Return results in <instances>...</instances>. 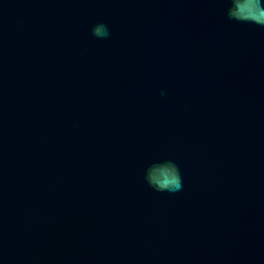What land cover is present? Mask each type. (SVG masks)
<instances>
[{
	"label": "water",
	"instance_id": "water-1",
	"mask_svg": "<svg viewBox=\"0 0 264 264\" xmlns=\"http://www.w3.org/2000/svg\"><path fill=\"white\" fill-rule=\"evenodd\" d=\"M230 6L0 0V264H264V26Z\"/></svg>",
	"mask_w": 264,
	"mask_h": 264
},
{
	"label": "clouds",
	"instance_id": "clouds-1",
	"mask_svg": "<svg viewBox=\"0 0 264 264\" xmlns=\"http://www.w3.org/2000/svg\"><path fill=\"white\" fill-rule=\"evenodd\" d=\"M230 5L227 10L230 19L264 26V6L261 5V0H230ZM92 31L98 38L109 35L104 24L94 26ZM145 179L156 191L176 192L183 186L179 167L172 161L163 162V166L152 165L148 168Z\"/></svg>",
	"mask_w": 264,
	"mask_h": 264
}]
</instances>
